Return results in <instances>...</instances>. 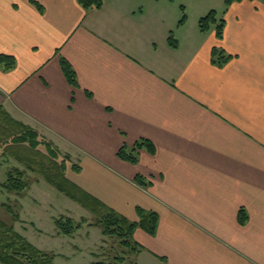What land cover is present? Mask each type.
<instances>
[{"label": "crops", "instance_id": "1", "mask_svg": "<svg viewBox=\"0 0 264 264\" xmlns=\"http://www.w3.org/2000/svg\"><path fill=\"white\" fill-rule=\"evenodd\" d=\"M218 18L222 38L185 23L174 38L161 0L88 10L78 0H0V56L16 59L0 66V106L79 166L66 174L84 191L131 221L138 208L159 215L156 234L136 229L134 264H264V1L233 2ZM142 140L154 152L137 148ZM123 146L136 147V163L118 156ZM3 166L2 204L11 206ZM33 178V197H14L24 214L10 221L27 239L28 223L42 230L30 222L31 203L62 200ZM53 233L68 243L57 253L75 260L106 239L64 236L56 224Z\"/></svg>", "mask_w": 264, "mask_h": 264}, {"label": "trees", "instance_id": "2", "mask_svg": "<svg viewBox=\"0 0 264 264\" xmlns=\"http://www.w3.org/2000/svg\"><path fill=\"white\" fill-rule=\"evenodd\" d=\"M105 1L78 0L81 6L87 10L92 8L100 9ZM236 1L242 0H225V4L228 7ZM185 20L186 15H184L179 23L183 24ZM212 24L215 25L217 37L222 38L225 20L224 18H218L214 10L199 21L202 32L210 30ZM169 40L171 45L177 46L172 35ZM213 55L217 60H221V62L226 60V56L218 48H214ZM15 64L16 59L13 56H0V66H3L5 70L13 69ZM62 69L68 82L72 86L77 87L76 72L65 59L62 60ZM136 147H146L154 152V146L149 140H142L137 143ZM136 147L128 150L127 146H123L119 150L118 156L129 162L136 163L138 160ZM0 149H2L1 154L12 157L25 167L24 170L13 168L9 171L7 180L3 183V187L9 192H14L18 195L26 193L31 187L30 178L26 172L28 170L42 175L60 192L96 216V221L91 224L86 219H82L81 222L77 223L71 218L59 217L55 220V224L60 234L73 236L85 224L97 226L101 228L102 235L105 238L115 239L119 246L125 250L121 253L114 251L112 255L108 256L110 259L108 262L97 261L94 264H126L128 263L126 253L136 254L138 252V246L134 241L136 229L140 227L152 235L156 234L159 222V215L156 212L138 208L139 221H131L84 191L80 186L71 181L66 174L70 167L78 171L80 169L79 166L72 164L69 167L67 165V158L60 153L57 147L41 137L35 129L14 119L2 106H0ZM137 181L143 184L140 176L137 178ZM7 207L10 211L12 210L11 206ZM247 220V213L245 210H241L239 214L240 223L244 225ZM0 262L2 264H56V255L39 249L27 238L19 234L13 225H9L0 219Z\"/></svg>", "mask_w": 264, "mask_h": 264}, {"label": "rangeland", "instance_id": "3", "mask_svg": "<svg viewBox=\"0 0 264 264\" xmlns=\"http://www.w3.org/2000/svg\"><path fill=\"white\" fill-rule=\"evenodd\" d=\"M264 1V0H260ZM162 4L169 10L171 15V21L173 24V34L174 38L176 35L178 36V30L176 29L177 26H179V22L181 19L186 15L185 24H183L187 29L191 30H200L199 21L202 17H205L209 12L215 11L217 16H222L223 11L226 9L225 0H161ZM184 8V9H183ZM216 29L215 25H211V30ZM176 33V35H175ZM44 148V147H42ZM0 149V164L4 162L3 169L6 170L8 168L13 169L14 166L8 162V166L5 164L4 159H10L11 162L16 164L18 161H13L14 159L12 157H8L6 155L1 154ZM19 165L24 166L23 164L19 163ZM72 164L77 165L76 163L67 162V165L70 167ZM71 168V167H70ZM69 168V169H70ZM28 174V177L30 178V184L31 186L34 185V176L38 177L43 184H46L47 186H51L52 188H55L57 190L59 196L62 200H55V198H51L52 206H47L44 202L41 201V204H35L34 202L31 203L29 210L27 211L28 215L31 216V221L36 224V226L40 227L42 230H37L34 228V226L31 223H28L26 227H28V231L30 232L28 236V239L32 243L43 251L50 252L52 254L56 255V264H94L95 262L99 261H106L108 262L110 259L108 256L112 255L114 251L116 252H123L125 251L124 248L119 246L118 242L115 239L106 238L105 243L103 242L102 249L96 248V253L93 256L91 254V257L88 258L87 255H83L80 258H77L76 260L74 257L69 256V258L65 257V253H57L62 249L63 251L67 250V242L64 244V246L61 245V242L58 241V238L55 236L53 237L54 233V222L53 217H65V218H71L74 222H81L82 219H86L89 224L94 223L96 221V216L84 208L82 205L77 203L76 201L70 199L68 196H66L64 193L60 192L56 187H54L52 184H50L42 175L36 174L31 171H26ZM37 179V178H36ZM3 187V186H2ZM31 188V187H30ZM30 188L26 191V193L22 195H17L14 192H10L8 197L11 199L10 203L12 204V210L10 211L9 208L2 203L6 202L7 195L2 189L0 188V219L11 225L10 221H20V214H24L22 207L19 204V200L14 198L16 195L20 198L26 197L28 198L33 197V193H31ZM5 189V188H4ZM7 190V189H6ZM34 211V212H32ZM26 217V216H25ZM23 218V217H22ZM55 218V219H57ZM19 226V224H18ZM19 228V227H18ZM81 230V229H80ZM79 230V231H80ZM78 231V232H79ZM90 231V240L94 243L99 240V238L102 236L101 228L94 226L91 227L88 224H85L83 226L82 231L79 233H76V239L79 238V235H84ZM26 236V237H27ZM68 236V235H64ZM71 237V236H69ZM66 241L70 239H65ZM72 241V240H70ZM74 242V241H72ZM90 245V243H87ZM61 250V251H62ZM67 255V254H66ZM128 263L126 264H133V254L126 253ZM132 260V261H131Z\"/></svg>", "mask_w": 264, "mask_h": 264}]
</instances>
